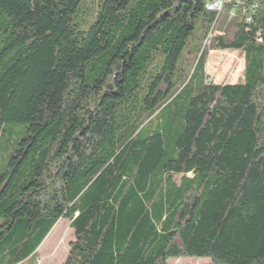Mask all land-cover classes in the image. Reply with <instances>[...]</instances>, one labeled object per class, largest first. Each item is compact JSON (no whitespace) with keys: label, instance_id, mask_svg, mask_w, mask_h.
Returning <instances> with one entry per match:
<instances>
[{"label":"trees","instance_id":"trees-1","mask_svg":"<svg viewBox=\"0 0 264 264\" xmlns=\"http://www.w3.org/2000/svg\"><path fill=\"white\" fill-rule=\"evenodd\" d=\"M82 1L0 0V138L25 126L0 264H35L60 219L63 264H264V0L251 21L244 3ZM209 48L242 50L243 80H210Z\"/></svg>","mask_w":264,"mask_h":264},{"label":"rangeland","instance_id":"rangeland-1","mask_svg":"<svg viewBox=\"0 0 264 264\" xmlns=\"http://www.w3.org/2000/svg\"><path fill=\"white\" fill-rule=\"evenodd\" d=\"M100 0H83L82 5L87 13L98 7ZM227 9V7L225 8ZM231 10V9H230ZM244 53L242 50L208 49L206 75L216 83H238L243 80ZM25 131L24 125L8 126L0 138V174L7 164L10 147ZM74 238L69 221L60 219L37 249L35 264H63L69 242ZM207 258L180 257L168 260V264H208ZM23 264H32L31 261Z\"/></svg>","mask_w":264,"mask_h":264},{"label":"built area","instance_id":"built-area-1","mask_svg":"<svg viewBox=\"0 0 264 264\" xmlns=\"http://www.w3.org/2000/svg\"><path fill=\"white\" fill-rule=\"evenodd\" d=\"M219 3H231L234 4V11L229 12L230 16H234L237 13V3H244V11H241L246 21H251L257 6L258 0H210L206 3V8L214 13H217V4ZM257 35H262V31L259 30ZM264 35V34H263ZM214 36V32L210 31L204 41V45L209 47L211 39ZM259 42H264L263 38L258 37Z\"/></svg>","mask_w":264,"mask_h":264},{"label":"bare ground","instance_id":"bare-ground-1","mask_svg":"<svg viewBox=\"0 0 264 264\" xmlns=\"http://www.w3.org/2000/svg\"><path fill=\"white\" fill-rule=\"evenodd\" d=\"M224 3L217 4V13H221L223 11Z\"/></svg>","mask_w":264,"mask_h":264}]
</instances>
